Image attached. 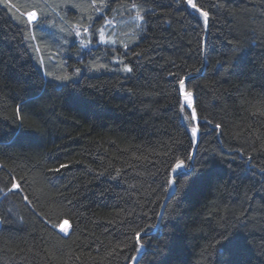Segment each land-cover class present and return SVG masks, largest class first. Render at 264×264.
I'll return each instance as SVG.
<instances>
[{"label": "trees", "instance_id": "16d2710c", "mask_svg": "<svg viewBox=\"0 0 264 264\" xmlns=\"http://www.w3.org/2000/svg\"><path fill=\"white\" fill-rule=\"evenodd\" d=\"M194 2L0 0V264H264V0Z\"/></svg>", "mask_w": 264, "mask_h": 264}, {"label": "snow or ice", "instance_id": "6c2138e0", "mask_svg": "<svg viewBox=\"0 0 264 264\" xmlns=\"http://www.w3.org/2000/svg\"><path fill=\"white\" fill-rule=\"evenodd\" d=\"M175 2L177 4H180V3H184L186 4L188 7H190L192 10L196 11L198 14H199V17L202 18L203 20V23H204V26L207 27L208 24H209V11L208 10H204L203 6L202 5H198L197 2H194V0H175ZM4 6L6 8H11L12 5H10L8 3V0H4ZM133 8L136 7V5H133L132 6ZM26 19H27V22L29 25H31L32 23H34L36 20H37V12L36 11H28L26 12ZM137 20H142L143 17L137 13ZM89 28L85 27L83 29V32L84 34H88L89 33ZM75 35L77 37H80L81 36V32L80 31H76L75 32ZM99 40L101 43H115L114 40H106L105 39V35L103 32L100 33V36H99ZM86 42L84 40H81V44H85ZM125 47H127V45H125ZM37 51H39V49H37ZM126 55V53H125ZM134 55L136 56H140L141 54L140 53H134ZM116 63H120L123 65V67L121 69H119L120 71H123L125 73H131L133 71V69L131 67H129V64L128 63H124L123 60H117L115 61ZM106 68V65L105 64H98V65H95L94 66V70H99V69H104ZM80 72V69L79 68H76L75 69V73H79ZM73 73V75L75 74ZM46 75H51V73H46ZM169 75H173V73H169ZM178 75V74H177ZM71 77L68 75V74H64V75H60V76H56L55 79L57 80H62V81H68ZM184 83H185V87H186V84H187V81L186 79H184ZM217 127H222L221 125H217ZM142 237L138 236L137 239L140 240Z\"/></svg>", "mask_w": 264, "mask_h": 264}, {"label": "rangeland", "instance_id": "374dc122", "mask_svg": "<svg viewBox=\"0 0 264 264\" xmlns=\"http://www.w3.org/2000/svg\"><path fill=\"white\" fill-rule=\"evenodd\" d=\"M28 11H36V10H32V8H28V9H24L22 12L25 15L26 12H28ZM25 17H26V15H25ZM105 23L102 25V27L100 29L99 36H100V33L103 32L106 40H114L115 41V43H105V44L117 45L116 40L118 38H120V36L123 32L121 31V29H119V32H118L117 29L115 27H113V24L108 23V25L106 24L108 27L107 26L104 27ZM124 29H126V24H125ZM180 91L182 92V98H183L185 105L186 106L189 105L187 102V100H188L187 95L188 94H186V92H188L190 90H187L184 88V86H182ZM191 131H192L193 135L196 136L197 130H196V127L194 126V124L191 128ZM178 168H182V166L181 165L176 166L175 170H177ZM58 228L60 229V231L65 232L68 229V225L66 223H62L61 225L58 226Z\"/></svg>", "mask_w": 264, "mask_h": 264}, {"label": "water", "instance_id": "95a60500", "mask_svg": "<svg viewBox=\"0 0 264 264\" xmlns=\"http://www.w3.org/2000/svg\"><path fill=\"white\" fill-rule=\"evenodd\" d=\"M201 70L199 72H201ZM191 76H193V75L186 76L184 79H186V81H187ZM184 79L180 82V88L184 85ZM180 93H181V96H182V92L181 91H180ZM191 93H192V101H191V104L190 105H187V106H188V108H189V110L191 112V115L193 117L194 124L196 126V130H197L196 137H195V141H194V144H195L197 142V140H198V137H199V126H198V124H197V122L195 120L196 115L194 113V93L192 91H191ZM179 165H181L183 169L186 168L185 165H184V163L182 161H178L175 164L174 169L176 168V166H179ZM174 188H175V181L173 180L172 190L167 194V197L173 192ZM164 203H165V200H164V202L162 204V208L164 206ZM142 250H143V247L134 255V258L133 259H135V257L138 256L142 252ZM132 264H133V261H132Z\"/></svg>", "mask_w": 264, "mask_h": 264}, {"label": "bare ground", "instance_id": "6f19581e", "mask_svg": "<svg viewBox=\"0 0 264 264\" xmlns=\"http://www.w3.org/2000/svg\"><path fill=\"white\" fill-rule=\"evenodd\" d=\"M30 33V32H29ZM78 48H79V46H78ZM186 94H188L187 95V102H188V104L190 105L191 104V101H192V93H191V91H188V92H186ZM192 123V122H191Z\"/></svg>", "mask_w": 264, "mask_h": 264}]
</instances>
